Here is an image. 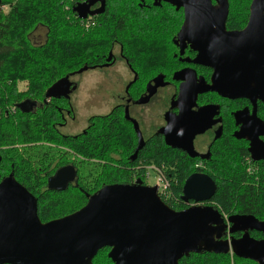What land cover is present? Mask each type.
<instances>
[{"label": "flooded vegetation", "instance_id": "af4514ba", "mask_svg": "<svg viewBox=\"0 0 264 264\" xmlns=\"http://www.w3.org/2000/svg\"><path fill=\"white\" fill-rule=\"evenodd\" d=\"M107 1L105 0V4ZM115 1L125 2L127 0H112V2ZM128 1H130L128 4L135 8L136 15L164 20L165 23L164 38H161L162 44H157L151 55L155 59V64L152 65L150 71L143 69L144 66L142 68L138 66V72L136 64H132L130 58L123 54L122 47L112 44L106 58L101 54L100 62L91 66L94 68L88 67L81 73L67 76V80L58 86L61 88L52 97L44 96L40 103L23 101L15 104L16 107L22 105L23 109L15 107L14 114L17 111L31 117L36 114L42 115L41 129L44 137L40 144L43 157L41 167L36 172L44 183V192L49 189L58 191L67 189L77 191L87 197L110 185L140 184L144 187L149 186L145 181L146 174L149 176L146 166L140 172L139 170L132 171L130 177H126L123 171L126 168L125 164L138 161L141 150L153 141L157 144L163 142L168 149L180 154L190 165L194 164L188 177L201 175L211 180L212 177H216L209 170H212L215 164L223 162L222 158L226 147L229 148L227 152L231 153L235 162L239 164V170H244L245 174L252 179L264 177V161H256L252 158V145L249 141V138L256 136L258 130L252 128L250 132L246 133L243 129L249 123L252 126L253 121L259 120L264 123V103L261 100H256L253 103L252 96L250 99H229L214 92L196 95L190 111L192 114H199L195 121L200 128L206 127V129L201 134L195 135L192 140L191 155L194 157L182 150L168 147L164 142V136L160 133L167 121L176 118L180 107L183 108L185 105L183 98L180 99L182 84H186L191 78L196 86L202 82L206 85L211 83L214 76L211 65H216L223 60L224 54L221 51L225 47H233L230 44H225L224 36L241 33L246 29L251 16L250 7L254 2H257L255 16L258 18V22L254 25H257L263 32L261 39H264V0H248L246 13H235L232 17H238V20L230 22L231 8L237 3V0H227L228 11L225 18L218 10L217 0H199L210 3V12L205 20H193L190 23L189 35L186 34L180 38L178 34L184 22L182 7L177 9L164 1L156 2V5L153 0ZM99 7L100 4L96 3L90 8V11H96ZM152 9L154 11H151ZM100 15H96V17ZM93 17L95 16H88L86 19L90 20ZM243 17L244 20L240 21V18ZM222 19H224L223 24L221 23ZM243 48H245L244 45ZM199 49L202 50L201 55H199ZM140 50L139 54H143ZM199 56H201V63H196ZM155 57H160V60H156ZM92 70H107L111 74L106 76L101 75V72H93V79L89 81L81 79L82 87H80L79 77ZM250 72L252 73V69ZM175 75H179V80L174 78ZM86 85L87 88L84 90L83 87ZM103 87H105V91L102 90ZM206 107L211 108L205 109ZM108 116V119L100 123H95L93 120ZM254 116L257 120L253 119ZM112 122L116 124V126H112L111 130L112 136L115 137L113 139L119 137L124 143L113 142L112 139L110 147L100 157L94 153L90 156L85 154L80 156V152L77 150L78 146L84 142L87 143V140L83 139L91 133L90 136L97 138L100 136V130L105 128L110 131L109 125ZM95 124L100 125L96 127ZM94 125L96 128L93 127V130L90 127ZM51 131L53 136H49ZM126 134H131L130 139L132 138L133 142V147L130 150ZM238 135L243 138H238ZM257 137L260 143L264 142V136ZM51 146L58 150L51 151ZM68 147H73V152L68 150ZM139 147L140 149H138ZM54 151L56 152L53 153ZM67 151L75 155L78 160ZM81 160L85 163H82ZM105 165L111 167L105 168ZM157 172L154 168L153 173ZM59 173H63V175L58 183H55ZM10 174L12 173L2 174L0 171V183ZM107 174L115 175L111 176L112 181L111 178H107ZM16 182L18 183V181ZM28 192L31 194L30 191ZM157 194L162 201L159 189H157ZM213 196L202 202L183 200L181 196L182 204L179 208L174 209L169 206L168 208L174 212H181L189 208H212L217 211L226 223L225 229L220 232L216 240L218 242L230 244L232 241L240 240L244 235L255 241L264 240V235L250 230L229 233L231 225L226 222L229 217L252 215L234 213L226 216L214 205ZM215 256L237 258L231 251L226 255Z\"/></svg>", "mask_w": 264, "mask_h": 264}, {"label": "water", "instance_id": "95a60500", "mask_svg": "<svg viewBox=\"0 0 264 264\" xmlns=\"http://www.w3.org/2000/svg\"><path fill=\"white\" fill-rule=\"evenodd\" d=\"M153 1L154 5L164 1L177 9H184L179 38L189 35L193 20H205L210 12V3L199 0ZM96 3L100 4L99 9L91 12L90 8ZM217 3L225 18L227 0H217ZM104 4L105 0H87L77 4L73 12L84 20L88 16L102 14ZM250 10L246 29L224 36L225 44L233 47H225L221 51L223 60L211 65L214 70L211 83L206 85L202 82L196 86L191 78L182 84L180 99L183 98L185 105L180 107L178 116L168 120L160 131L168 147L194 157L191 155L192 140L206 129L200 128L195 121L199 114L190 111L197 94L214 92L229 99H250L252 96L253 103L256 100L264 103V39H261L263 32L254 25L258 22L255 16L257 2L251 4ZM198 51L201 55L202 50ZM200 58L195 62L201 63ZM174 78L179 80V75ZM66 80L67 77L50 88L46 98L52 97ZM17 108L23 109V106ZM208 108L211 107L205 109ZM252 128L258 130L255 137L249 138L252 158L264 161V142L257 139V136H264V123L253 121L252 126L249 123L243 129L248 133ZM238 138L243 137L238 135ZM62 175L59 173L55 183ZM157 189L156 186L140 184L105 186L87 196L86 204L78 211L41 223L36 199L9 175L0 183V264H92L98 251L104 248L109 249L107 257L112 264H178L189 254L226 255L229 251L239 259L264 264V240L255 241L244 235L230 244L218 242L216 240L226 223L217 211L189 208L174 212L161 201ZM215 189V184L208 177L192 175L184 182L182 198L194 202L207 201ZM226 222L231 225L229 233L250 230L264 235V220L259 221L253 216H233Z\"/></svg>", "mask_w": 264, "mask_h": 264}, {"label": "trees", "instance_id": "16d2710c", "mask_svg": "<svg viewBox=\"0 0 264 264\" xmlns=\"http://www.w3.org/2000/svg\"><path fill=\"white\" fill-rule=\"evenodd\" d=\"M85 1L87 0H1L0 99L4 102V108L7 106L8 109L12 108V111H15L17 103L23 101L40 103L45 93L65 77L99 63L101 54L106 58L112 44L120 45L123 54L130 58L132 64L136 62L155 64V59L151 55L156 45L161 42V38H164L163 22L156 23L155 18L136 15L135 8L128 4L130 3L128 0L125 2L108 0L100 16L81 20L73 12V8ZM247 4L248 0H237L231 8L229 22L238 20V17H232L235 13H246ZM2 7L6 8L7 13L1 12ZM242 20L244 17L240 18V21ZM158 26L161 28L159 29ZM42 28L45 32L40 42L37 38L42 36H35V33ZM139 50L143 54H139ZM155 58L160 60V57ZM18 83L25 84L23 91L17 90ZM108 118L109 116L93 120L95 123H100ZM42 120L40 114L33 117L17 111L13 116L7 111L2 114L0 119L1 165L4 163L3 156L6 154L1 152L3 151L1 146H13L14 153L34 152L33 148L28 146L43 141ZM95 125L90 128L94 130ZM112 126L116 124L112 122L109 125L110 131L108 128L100 130V136L97 138L90 136L92 133L84 138L83 140H87V143L84 142L77 148L80 156H83L82 154L90 156L93 153L98 157L103 155L110 147L111 140L115 138L112 136ZM49 136H53L52 131L49 132ZM125 136L128 138L130 150L133 147L131 134ZM117 141L124 143L119 137L113 139V142ZM14 147L21 148L14 149ZM68 150L73 152L74 148L68 147ZM228 150L229 148L226 147L223 162L215 164L212 170H209L216 175L212 177L216 188L212 201L226 216L240 213L252 215L262 221L264 220V214H262L264 177L252 179L247 176L244 170H239V164L235 162L232 154L227 152ZM139 154L138 161L125 164L124 175L130 177L132 171L140 172L148 164L161 168L167 183V190L162 194V202L167 207L179 208L182 204V186L193 166L180 154L168 149L163 142L157 144L153 141ZM42 157L41 149V161ZM19 159L21 164L18 165L12 161L9 164V170H5L4 174L12 173L10 175L36 198L37 216L41 223L70 215L86 204L85 195L74 190L49 189L44 192V183L40 175L36 170L27 167L26 162H22L21 155ZM109 167L111 166L105 165V168ZM111 176L107 174V178H111L112 181ZM68 192L75 195L78 206L75 202L76 198H73V201H67L75 202V206L65 202L64 197ZM108 252V248L98 251L92 264H112L107 257ZM178 264L256 263L235 257L200 253L182 257Z\"/></svg>", "mask_w": 264, "mask_h": 264}, {"label": "rangeland", "instance_id": "374dc122", "mask_svg": "<svg viewBox=\"0 0 264 264\" xmlns=\"http://www.w3.org/2000/svg\"><path fill=\"white\" fill-rule=\"evenodd\" d=\"M1 12L2 13H7V10H6V8H1ZM153 18V17H152ZM157 22H163L162 23V29H163V27L165 26V23H164V20H156V23ZM158 28L160 29L161 28V26H158ZM44 32H45V30L42 28L41 30H38L36 33H35V36L36 35H41L42 37H38L37 38V41H40V42H42V40H43V35H44ZM147 32H149V31H147ZM168 37H169V35H168ZM146 38V37H145ZM160 44H162L161 42L160 43H158V45H160ZM151 52V51H150ZM132 53V52H131ZM160 53V52H159ZM162 58V57H161ZM137 60H138V57L136 58ZM133 62H136L135 60H133ZM138 66H141V68H142V66H144V68L143 69H147V70H151L152 69V65L151 64H148V63H146V62H142L141 64H138L137 62H136V65H135V67L137 68V70H138V72H139V69H138ZM101 70V69H100ZM101 72V75H106V76H108L109 74H111V72L110 71H99V70H92V71H89L88 73H84V74H82L80 77H79V80H78V83H79V85H80V87H82V81H84V80H87L88 79V81L89 80H91V79H93L92 78V75H93V72ZM143 74H145V73H143ZM145 75H150L149 73L147 74H145ZM151 75H153V74H151ZM150 75V76H151ZM81 79H82V81H81ZM10 83H8V85H9ZM24 87H26L25 86V84H23V83H18L17 84V90L18 91H23L24 90ZM86 88H87V85L86 86H84L83 87V89L84 90H86ZM82 90V89H81ZM102 90L103 91H105V87H103L102 88ZM81 92H83V91H81ZM3 104H4V102L0 99V119H1V117H2V114L4 113V112H10V115L12 114V116L13 115H15L14 113H13V111H12V108H11V110L10 109H8V107L6 106L5 108L3 107ZM4 111V112H3ZM1 147H3V151H1L2 153H6L5 154V156H3V158H4V160H3V164L1 165V172L4 174V171L5 170H9V164L13 161V162H16L18 165H20L21 163H19L20 162V159H19V156L21 155V159H22V162L24 163V162H26L28 165H27V167H29L30 169H32V170H36V171H39V168L41 167V164H42V161H41V149H42V146H41V144H40V141H38V143L37 144H33V145H31V146H28V148H33V150L32 151H34V152H32L31 154L30 153H26V154H20L19 152L18 153H14V150H13V146H10V145H8V146H1ZM17 149H20L21 147H16ZM15 147H14V149H16ZM51 149V151L52 150H58L57 148H55L54 146H51L50 147ZM56 151H54L53 153H55ZM1 153V154H2ZM67 153L68 154H70V155H72L76 160H78L77 159V157L75 156V155H73L72 153H70V152H68L67 151ZM82 161V160H81ZM82 163H85L84 161H82ZM194 165V164H193ZM192 165V166H193ZM86 166V165H85ZM154 168H155V170H158V171H161L162 169L161 168H159L158 169V167H155L154 165L152 166V165H146V171H147V173H149V180H148V178H146L145 179V181H146V183H147V185H149L150 187H152V186H154V184L156 183V181H157V176H156V174L155 173H153V171H154ZM161 173H164V171L162 170L161 171ZM151 174H153L151 177H150V175ZM73 198H76L75 197V195L73 194V193H67V195L64 197V200H65V202H67V201H70V200H72ZM73 201V200H72ZM76 205L78 206L79 205V203L77 204V198H76ZM75 202H67V203H72V204H74ZM65 205H67V204H65ZM74 206H75V204H74ZM262 214H264V205H263V208H262ZM108 254V253H107Z\"/></svg>", "mask_w": 264, "mask_h": 264}, {"label": "built area", "instance_id": "2783aa9c", "mask_svg": "<svg viewBox=\"0 0 264 264\" xmlns=\"http://www.w3.org/2000/svg\"><path fill=\"white\" fill-rule=\"evenodd\" d=\"M156 171H158V170H156ZM156 176H157V181L154 184V186H156L159 189L161 194H164L167 190V183L165 182L163 175L160 171H158L156 173ZM148 177H149L148 174H146V178H148Z\"/></svg>", "mask_w": 264, "mask_h": 264}]
</instances>
